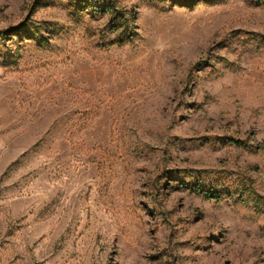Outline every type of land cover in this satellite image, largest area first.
<instances>
[{"label":"rangeland","instance_id":"obj_1","mask_svg":"<svg viewBox=\"0 0 264 264\" xmlns=\"http://www.w3.org/2000/svg\"><path fill=\"white\" fill-rule=\"evenodd\" d=\"M0 32V264H264V0H0Z\"/></svg>","mask_w":264,"mask_h":264},{"label":"trees","instance_id":"obj_2","mask_svg":"<svg viewBox=\"0 0 264 264\" xmlns=\"http://www.w3.org/2000/svg\"><path fill=\"white\" fill-rule=\"evenodd\" d=\"M1 33L2 32H0V34ZM261 147H264V144H262ZM196 190L198 192H200L206 198H211V199H215V200H219L220 199V195L217 192H214L212 190H204V189H201V188H196Z\"/></svg>","mask_w":264,"mask_h":264}]
</instances>
